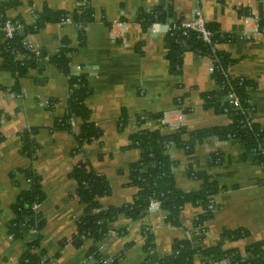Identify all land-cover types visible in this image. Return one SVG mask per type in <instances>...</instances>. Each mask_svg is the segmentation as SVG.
I'll return each mask as SVG.
<instances>
[{
	"label": "crops",
	"instance_id": "obj_1",
	"mask_svg": "<svg viewBox=\"0 0 264 264\" xmlns=\"http://www.w3.org/2000/svg\"><path fill=\"white\" fill-rule=\"evenodd\" d=\"M87 1L94 19L84 27L83 45L81 29L74 22L49 23L27 36L49 56L56 54L63 40L68 39L77 49L71 54L73 66L77 72L89 74L85 77L93 91L86 105L91 110V120L103 134L81 151L75 150L81 120H74L71 132L53 129L55 121L67 111L71 95L67 75L49 60L43 61L20 79L17 92L16 78L0 57V264H20L40 234V249L55 264H95L88 257L93 238L78 234L77 220L84 205L76 194L78 182L71 177L74 167L80 161L90 162L111 187V193L99 199L101 206L121 207L131 203L136 194L130 183L131 167L141 159L142 151L132 146L134 134L142 129H161L167 135L174 131L172 125L196 131L231 122L227 113L207 106L203 97V93L220 87L209 69L210 56L187 47L180 73L169 58L171 27L192 21L198 9L206 23L235 37L217 44V49L235 60L228 70L230 77L246 78L256 84L250 90L254 107L251 115L264 128V31L259 30L257 20L264 10V0ZM19 2L8 10V17L29 26L45 8L72 15L80 0ZM1 3L2 0L0 8ZM155 7L167 12L158 31L146 29L139 20L142 11ZM30 128L38 129L34 160L23 152L20 137ZM170 156L176 162L175 181L181 190L194 192L202 188V182L189 174L190 169L204 171L218 182L213 216L201 230L195 220L203 207L191 202L182 209L179 226L171 224L168 211L161 208L150 209L137 221L120 215L109 222L110 231L99 243L106 257H119L117 264H159L171 254L176 239H189L201 250L219 245L224 252L238 251L246 257L250 245L264 242V165L256 162L254 151L239 139L212 136L198 142L193 152L172 145ZM31 168L42 177L46 198L40 211L46 225L41 232L25 229L21 237L14 238L7 224L15 217L13 204L26 185L24 173ZM237 229L247 230L248 234L238 239L225 236ZM148 230L154 235L153 252L147 246ZM262 248L264 263V245ZM193 264L231 263L228 258L198 252Z\"/></svg>",
	"mask_w": 264,
	"mask_h": 264
},
{
	"label": "trees",
	"instance_id": "obj_2",
	"mask_svg": "<svg viewBox=\"0 0 264 264\" xmlns=\"http://www.w3.org/2000/svg\"><path fill=\"white\" fill-rule=\"evenodd\" d=\"M79 6L72 15L64 11H53L45 8L36 16L35 23L29 26L18 18L8 17V10L19 5V0H2L0 8V57L3 59V66L9 70L16 78L15 89L18 92V83L31 68L39 66L41 60L47 58L50 62L67 75L71 87V95L68 99V107L64 116L55 121V130L72 131L74 120H81L79 132L76 134L78 147L76 152L81 151L85 144L98 140L102 136V130L98 124L91 120V110L86 105V98L92 93L87 78L77 75V70H73L71 54L77 49L70 45L68 39L63 40L58 52L49 56L40 48V54L24 40L28 34H33L45 27L49 23H60L63 20L71 19L80 30V45L84 44V27L94 19V11L87 4ZM87 1V0H86ZM88 3V1H87ZM167 12L160 7L152 8L149 11H142L139 15L141 24L146 28H151L155 23H164ZM22 24L24 32L17 29L12 38L5 37L3 30L7 20ZM183 23L178 22L172 26L168 33V40L171 43L169 58L176 72L180 73L182 67V56L189 47L199 50L207 55L214 53L219 58V68L213 72V76L219 83L218 91L203 93L206 104L214 107L220 112L227 113L231 122L226 126L188 131L181 127L171 134L165 135L161 129H142L132 136V146L138 147L142 151L141 159L131 167V185L136 189L134 200L121 207L103 208L99 199L111 193V187L107 179L95 172L88 161H80L71 172V177L78 182L76 194L80 203L84 205V212L77 220L78 234L83 237L93 238L94 243L88 250V257L95 260V264H117L119 257H106L99 247V243L110 231L109 222L116 220L120 215H124L133 221L139 220L150 209L153 201H159L161 208L168 211L167 220L176 226L181 225V211L187 203L206 209L210 203H214L213 197L219 191L218 182L211 178L206 172L189 170V174L202 182V188L194 192L181 190L175 181L174 167L176 162L170 156L171 146L182 147L188 152H193L198 142L204 138L216 136L222 140L230 138L239 139L247 148L256 154V162L264 165V128L253 122L250 124L251 114L254 107L250 100V90L256 84L246 78H231L227 71L235 60L226 52L215 49L214 45L235 40V37L220 32L215 24L206 23L207 29L212 32L211 42L204 39L203 35L192 28L186 29ZM259 30L264 31V10L259 13ZM229 93H235L240 101V106H236L231 99L224 100ZM1 117V113H0ZM150 118L159 117L150 115ZM37 128H30L22 131V150L34 160L38 151V144L35 140ZM172 137L171 141H165ZM218 160V157H216ZM26 185L21 188L13 211L15 217L7 224L9 233L14 238L22 236L25 229H35L41 232L46 221L40 209L34 210L35 203L45 201L42 177L31 168L25 171ZM21 186V185H20ZM209 210L201 213L195 220V226L202 229L205 222L209 220L216 210ZM2 225L0 224V227ZM125 232V231H123ZM248 234L247 230L237 229L226 233L228 239H238ZM147 246L153 247V232L146 231ZM41 234L38 239L29 245L21 257L20 264H41L42 261L49 262L40 249ZM264 242H257L247 249V256H242L238 251L224 252L219 245L205 250L195 248L189 239H176L172 246V252L163 258L159 264H193L196 253L201 252L206 256L214 258H228L231 264H264L263 263ZM109 259V260H108Z\"/></svg>",
	"mask_w": 264,
	"mask_h": 264
},
{
	"label": "built area",
	"instance_id": "obj_3",
	"mask_svg": "<svg viewBox=\"0 0 264 264\" xmlns=\"http://www.w3.org/2000/svg\"><path fill=\"white\" fill-rule=\"evenodd\" d=\"M87 4L88 3H87L86 0L81 2L82 6H87ZM257 20L259 21V15H258ZM68 22H72V20L71 19H66V20H63L60 23L61 24H65V23H68ZM121 25H123V24H121ZM159 26H160V23H155L151 28H152L153 31H158L159 30ZM21 27H22V24H19L18 22H13L11 19L7 20L6 25L3 28V30L5 31V37L6 38H12L14 33H15V31L17 29L21 28ZM183 27L186 28V29L192 28V29H195V30L199 31L203 35V37H204V39L206 41L211 42L212 32L209 29H207L206 21H205L203 15H202V12L199 9L196 12V17L192 21L183 23ZM24 44L25 45L29 44L36 51L37 55L40 54V48H38L37 46L33 45L31 43V41L29 40V38L24 40ZM213 49H214V51H215V49H217V44L214 45ZM209 56L211 58V64H210L209 69L213 73L214 71H216L219 68V66H218L219 58L216 56L215 53L213 55H209ZM46 60H47V58L41 60L40 63H42L43 61H46ZM227 75L229 76V72L228 71H227ZM231 78H233V77H231ZM228 97L232 100V102H234V104L236 106H240V101H239V99H238V97L236 96L235 93H229ZM250 117H251V119H250L249 122L251 124V123L255 122V120L253 119L252 115ZM168 118H169V114L166 113L164 115V120L167 121ZM172 128L174 130L177 129V127L173 126V125H172ZM41 205H42L41 203H35L34 206H33L34 210H39L41 208ZM153 208H161L160 202L159 201H153L152 204H151V209H153ZM214 208H215V205L212 202V203H210L208 205V207L206 209H203V212H206V211H209V210H214ZM201 228H202L201 230H204L203 227H201ZM152 249H153V247H149L150 252H153ZM41 264H55V261H49V262L42 261Z\"/></svg>",
	"mask_w": 264,
	"mask_h": 264
},
{
	"label": "water",
	"instance_id": "obj_4",
	"mask_svg": "<svg viewBox=\"0 0 264 264\" xmlns=\"http://www.w3.org/2000/svg\"><path fill=\"white\" fill-rule=\"evenodd\" d=\"M165 27L168 28L167 25H166ZM19 32L23 33V32H24V28H20V29H19ZM72 68H73V70H76V67H75V66H73ZM76 74H77V75L84 76V77L89 75L88 72H85V71L77 72ZM224 99H225V100H229L230 98L227 96V97H225ZM171 140H172V137H168V138L165 139V141H171ZM77 241H80V238H77Z\"/></svg>",
	"mask_w": 264,
	"mask_h": 264
}]
</instances>
